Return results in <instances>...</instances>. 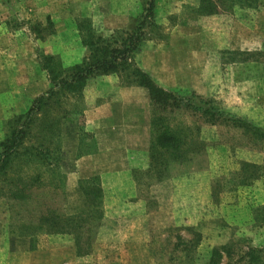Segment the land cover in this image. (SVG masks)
<instances>
[{
  "label": "rangeland",
  "instance_id": "obj_1",
  "mask_svg": "<svg viewBox=\"0 0 264 264\" xmlns=\"http://www.w3.org/2000/svg\"><path fill=\"white\" fill-rule=\"evenodd\" d=\"M4 149L0 264H264V0H0Z\"/></svg>",
  "mask_w": 264,
  "mask_h": 264
},
{
  "label": "trees",
  "instance_id": "obj_2",
  "mask_svg": "<svg viewBox=\"0 0 264 264\" xmlns=\"http://www.w3.org/2000/svg\"><path fill=\"white\" fill-rule=\"evenodd\" d=\"M246 1L250 5L257 2V0ZM134 49L135 46L129 48L127 47L123 50L113 49L109 52L106 50L96 49L93 52V54H96H92L93 58H89L81 65L75 66L67 75L65 80L62 78L60 79V81L58 82V87L62 88L64 86V88H66L69 92H76L83 87L88 77L118 71L123 66L124 62L128 60V55L130 56V58H132V55L130 54L134 53ZM134 72V74H137L140 77L143 76V74L138 72L136 69L134 70ZM139 84L146 87L149 92L150 101L154 105L158 102L160 97H165V99H173L169 95H164L162 91L154 88L152 85H150V83L149 85H146L145 83L140 81ZM2 152L3 153L0 156V171L3 170V165L5 164V157L9 155L6 149H4ZM253 224L258 228L264 229V205L258 207L253 213Z\"/></svg>",
  "mask_w": 264,
  "mask_h": 264
},
{
  "label": "crops",
  "instance_id": "obj_3",
  "mask_svg": "<svg viewBox=\"0 0 264 264\" xmlns=\"http://www.w3.org/2000/svg\"><path fill=\"white\" fill-rule=\"evenodd\" d=\"M104 111H107V110H105V109H102V107L101 106H94L89 112L90 113H92V116L93 115H98L99 117L97 118V121H100V119H101V117H100V115H103V113H104ZM99 124H98V126H96V127H94V128H91V130H92V132H95L96 133V135H95V138L97 139L98 137H99V135L100 134H102V132H105L104 131V128H102L101 129V122H98ZM109 132H114V133H116L117 132V129H115V128H111V130L109 131ZM99 133V134H98ZM98 140V139H97Z\"/></svg>",
  "mask_w": 264,
  "mask_h": 264
}]
</instances>
